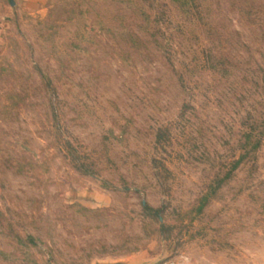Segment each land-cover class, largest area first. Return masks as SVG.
<instances>
[{"label":"rangeland","instance_id":"obj_1","mask_svg":"<svg viewBox=\"0 0 264 264\" xmlns=\"http://www.w3.org/2000/svg\"><path fill=\"white\" fill-rule=\"evenodd\" d=\"M0 264H264V0H0Z\"/></svg>","mask_w":264,"mask_h":264}]
</instances>
